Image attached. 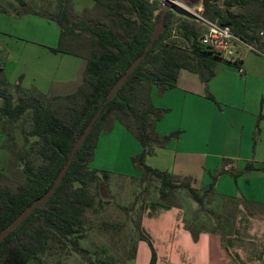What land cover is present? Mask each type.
Segmentation results:
<instances>
[{
	"label": "trees",
	"instance_id": "16d2710c",
	"mask_svg": "<svg viewBox=\"0 0 264 264\" xmlns=\"http://www.w3.org/2000/svg\"><path fill=\"white\" fill-rule=\"evenodd\" d=\"M16 1L22 8V12L33 13L54 21L58 25L59 34L56 46L51 49L82 57L84 67L80 75L82 86H77L73 92L64 94L68 99L80 95L81 103L79 107L69 105L62 112L42 104L38 95L45 97V93L41 92H36V96H17L13 102L11 94L5 89L8 83L0 78V116L12 123L25 110H29L31 122L29 134L40 142L38 154L43 160V163L34 171L26 167V177L29 181L27 187L17 193L8 190L0 192V229L49 188L65 163L73 143L102 104L110 86L124 72L129 63L143 52L153 25L159 20L161 10L159 4L153 0H92L93 9H96L103 18L105 26L103 28L96 23L90 24L83 20L70 22L65 6L66 2L70 4L69 0L57 2L58 13L55 15L50 12H39L23 0ZM201 4V13L204 16L210 19L216 18L219 23L229 25L234 33L247 44L257 42V38L248 30H257L264 25V0H201ZM248 5L254 6V10L246 17L230 9L233 6ZM155 8H157L156 13L153 12ZM162 21L164 30L159 33L151 47L129 73L115 96L102 105L97 118L93 121L80 147L74 151L59 185L51 196L44 203L36 206L0 241V264H42L37 259L38 254L45 250L49 239L59 240L61 237L77 233L76 226L80 224L82 212L92 204V197L84 185L85 179L91 178L85 165L91 160L99 132L98 126L106 110L112 106L122 111L129 108L128 98L122 94L126 85L132 90L133 83H140L141 87L154 85L160 93L175 86L180 69L197 72L203 81L213 74L214 65L221 58L198 43L197 35L200 27L187 22L170 9L165 11ZM174 23L178 25L188 45L187 51L173 41L167 40L171 25ZM81 32L87 37L86 57L73 48V46L81 45L84 48L86 38L82 37L80 43H77V37ZM260 53L264 54L261 51ZM223 62L229 63L224 60ZM14 86L19 87L18 84ZM143 99L146 100L147 106L138 115V131L132 133L141 149L130 156L131 163L140 172L141 180L151 178L158 180V199L163 203L172 205L173 192L180 188L185 189L193 201L201 203L203 193L213 190L212 182L203 193L198 194L187 181L173 180L168 172L144 163V156L151 150V146L148 148L147 143L152 141L154 146H162L175 135V132L161 136V141L156 140V133H153L155 134H152L153 136L147 133L145 122L148 116L152 114L154 121H157L166 109L152 110L149 97L143 95ZM110 127L108 125L104 131H109ZM0 132L4 135L1 129ZM251 169H253L251 163H246L232 176L235 177L237 173ZM140 238L143 237L140 236ZM9 242H12L11 246H8ZM154 259L155 255L151 249L148 264H154ZM33 260H36V263H31Z\"/></svg>",
	"mask_w": 264,
	"mask_h": 264
},
{
	"label": "crops",
	"instance_id": "0c3cea01",
	"mask_svg": "<svg viewBox=\"0 0 264 264\" xmlns=\"http://www.w3.org/2000/svg\"><path fill=\"white\" fill-rule=\"evenodd\" d=\"M30 1L37 8L38 2L48 0ZM18 6L16 0H0L1 78L9 86L18 84L22 90L34 86L45 94L72 92L73 84H78L84 59L69 53H60L63 74L57 84H48L51 80L46 78L44 85H24L17 81L21 72H14L19 58L30 55L24 48L32 44L47 47V44L32 42L30 37H21L18 32L33 36V32L41 27L42 32L54 37L56 43L59 34L58 25L52 20L24 13L18 10ZM20 23L21 30L18 31ZM49 27L50 34L43 29ZM248 51H238L241 73L234 65L217 61L213 74L206 81L203 82L199 75L197 87L194 76L197 72L180 69L174 87L150 95L154 107L166 109L154 123L155 133L163 136L175 132V135L162 146H152L144 156L145 164L166 171L176 179L183 178L193 186L195 183L189 170L194 165L200 168L205 181L196 189L211 179L213 170L222 161L231 165L233 170H225L230 176L224 177L223 181L230 185L229 193L236 195L242 203L235 212L232 234L225 236L224 244L216 233L206 229L198 228L193 237L184 225L188 213L180 205L146 201L140 211L138 225L143 238L136 240L129 264H148L151 249L155 255L154 264H264V219L252 218L248 208L249 203L264 205V54ZM181 83L193 84L194 87H181ZM155 99L161 100L160 103ZM166 119L172 120L161 125ZM116 127L137 143L130 156L140 151V144L132 133L113 120L109 131L99 132L94 157L102 140L111 136ZM2 141L0 132V146ZM246 163H251L253 169L233 177ZM218 183L214 182L216 186Z\"/></svg>",
	"mask_w": 264,
	"mask_h": 264
},
{
	"label": "rangeland",
	"instance_id": "374dc122",
	"mask_svg": "<svg viewBox=\"0 0 264 264\" xmlns=\"http://www.w3.org/2000/svg\"><path fill=\"white\" fill-rule=\"evenodd\" d=\"M58 1L48 0L38 2L36 9L39 12H50L55 15L58 13ZM60 1L62 2L63 0ZM69 1L70 4L66 2L65 6L70 22L83 20L90 24L96 23L100 27H105L103 18L92 7V0ZM153 1L156 4L160 2V0ZM26 2L28 4L32 3L30 0ZM31 5L34 6L33 4ZM17 8L20 11L22 9L20 6ZM230 9L246 17L254 10V6H233ZM170 10L177 13L187 22L196 24L193 20H189L184 11L174 5L170 6ZM192 11L197 12V9ZM153 12L156 13L157 8ZM54 24L57 25L55 22ZM21 25L22 23L19 24L18 31L21 30ZM43 29H47V33L50 34V27ZM248 32L257 38L255 44H249L253 50H249L248 52H264V25L257 30L250 29ZM18 33L22 34L21 37L23 38L30 37L32 42L47 44V47L43 44H41L43 46L32 44V46L24 48V51H29L30 55L26 58H19V63L14 72L15 74L19 71L21 72L16 78L17 81H22L24 85H32L33 83L44 85L46 84V78L47 80H51L48 84H53L54 82V84H57V80L63 74V70H61L62 61H60V53L63 52L51 49L57 44L55 38L43 33L41 27L36 32H33V34L35 33L33 36L27 35L24 31ZM31 34L32 31L30 32ZM82 37L86 38L84 48H82V45L80 47L73 46V48L86 57L88 52H86L87 37L85 33H80L77 37V43H80ZM167 40L173 41L187 51L188 45L184 41L176 23L171 25ZM245 50L246 48L242 46L238 48L239 52H245ZM219 61L223 62L221 59ZM230 66L232 65L230 64ZM194 76L198 87L200 84L199 74L196 73ZM77 80L78 84H73L72 92L77 86H82L79 77ZM134 84H132L133 90L128 85L122 90L123 96L128 98L129 108L123 111L118 110L115 106L108 108L99 123V132L101 130L104 131L108 125L111 126L113 120H117L130 133L134 134V132L138 131V115L147 106L143 95H147L150 99V95L153 92L158 94L159 92L154 85H144L141 87L140 83ZM180 85L181 87L188 86V84L184 85L182 83ZM33 87L29 86V89L22 90L19 87L8 85L5 86V89L11 94L12 101L15 102L17 96H36V92L39 91ZM188 87L194 86L193 84H189ZM38 98L42 104L44 103L51 108L59 109L61 112L66 110V107L69 105H77L76 107H79L81 103L80 95L68 99L65 98L64 94L46 93L45 97L38 95ZM156 101L159 104L161 100ZM150 105L152 110L156 109L151 101ZM29 116V110H25L12 123L8 122L3 116H0V129L4 133V141L0 152V192L4 190L12 193L20 192L22 188L27 187L29 184L26 177V167L34 171L43 163L38 154L40 142L29 134L31 129ZM167 120L171 121L172 119L164 120L161 125H166L168 123ZM154 123L153 116L150 114L145 122V130L151 136L155 135L153 134L155 133L153 128ZM161 125L160 127H163ZM155 138L158 141L162 139L158 134ZM135 144L137 143L129 139L128 135L120 127H116L111 136L102 140L97 147L95 157L93 153L91 160L85 165V169L91 178L89 180L85 179L84 185L92 197V204L82 212L80 224L76 226L77 233L61 237L59 240L51 238L47 241L45 250L39 253L37 258L42 264H129L134 251V244L141 236L138 225L140 211L144 203L146 201L163 203L158 199V180L154 178L141 180L140 172L130 161V154L134 149L133 146H136ZM147 146L149 148L154 145L151 141L147 143ZM207 163L209 164V160H207ZM225 170L230 171L233 168L222 161L219 167L213 170L211 179L209 178L206 184L196 189L197 185L204 183L205 178L202 177L200 168H196L194 165L189 170V173H192V181L196 185L194 184V187L190 182L189 184L197 190L198 194L203 193L208 183L211 182L213 183V190L205 191L202 195V202L199 204L193 201L183 188L176 189L172 197V205H180L188 213L184 225L190 230L192 236L198 228L210 230L219 236L220 242L223 244L225 236L232 234L235 212L239 204H242L236 195L229 193L231 187L226 181H223V178H227L230 175ZM170 177L173 180H181L171 175ZM187 178L190 180L189 177ZM182 181L186 180L182 178ZM215 181L220 182L217 184L218 186L214 184ZM248 208L251 210L249 211V215L252 218L264 219V205L249 203ZM16 241L19 240L16 239ZM11 245L12 242H9L8 246ZM33 262L36 263V260L31 261V263Z\"/></svg>",
	"mask_w": 264,
	"mask_h": 264
},
{
	"label": "water",
	"instance_id": "95a60500",
	"mask_svg": "<svg viewBox=\"0 0 264 264\" xmlns=\"http://www.w3.org/2000/svg\"><path fill=\"white\" fill-rule=\"evenodd\" d=\"M178 3L181 6L189 9V10H194V9H200L202 8L201 0H161L159 3V7L161 8L160 13H159V20L156 21L153 25L152 32L150 35L149 40L146 42L143 48V52L135 57L129 65L125 68L124 72L116 79V81L110 86L108 89L102 104L98 107L97 111L94 113V115L90 118L89 122L85 125L83 128V131L80 133V135L77 137L75 142L73 143L70 153L68 157L66 158L65 163L63 166L60 168L59 172L57 173L56 177L52 181L51 185L49 188L41 194L39 197L35 198L29 205L25 206L8 224H6L3 228L0 229V241L12 230L14 229L17 225L22 222V220L25 219V217L39 204L44 203L53 193L55 188L59 185L62 176L68 167L71 158L74 154V151L80 147L82 142L84 141L86 135L88 134L91 125L93 121L97 118L99 111L104 103L107 101L111 100L115 94L117 93L119 87L121 84L125 81L129 73L134 69V67L137 65V63L140 61V59L143 57L145 52L151 47L153 41L158 37L159 33L164 30V24H163V15L165 11L170 9V6L172 3Z\"/></svg>",
	"mask_w": 264,
	"mask_h": 264
},
{
	"label": "built area",
	"instance_id": "2783aa9c",
	"mask_svg": "<svg viewBox=\"0 0 264 264\" xmlns=\"http://www.w3.org/2000/svg\"><path fill=\"white\" fill-rule=\"evenodd\" d=\"M172 5L184 11L189 20H193L200 27L197 35L199 44L212 54L234 65L238 73L242 72L238 48L242 46L248 50H253L249 44L243 42L229 25L219 23L216 18L210 19L204 16L201 13V8L197 9V12H193L175 2Z\"/></svg>",
	"mask_w": 264,
	"mask_h": 264
}]
</instances>
